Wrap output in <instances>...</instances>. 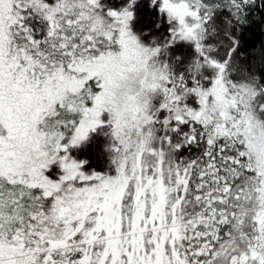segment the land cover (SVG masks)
<instances>
[{
    "label": "snow or ice",
    "instance_id": "obj_1",
    "mask_svg": "<svg viewBox=\"0 0 264 264\" xmlns=\"http://www.w3.org/2000/svg\"><path fill=\"white\" fill-rule=\"evenodd\" d=\"M264 0H0V264H264Z\"/></svg>",
    "mask_w": 264,
    "mask_h": 264
},
{
    "label": "trees",
    "instance_id": "obj_2",
    "mask_svg": "<svg viewBox=\"0 0 264 264\" xmlns=\"http://www.w3.org/2000/svg\"><path fill=\"white\" fill-rule=\"evenodd\" d=\"M240 53L242 57H247L259 61L264 56V29L253 26L240 36Z\"/></svg>",
    "mask_w": 264,
    "mask_h": 264
}]
</instances>
